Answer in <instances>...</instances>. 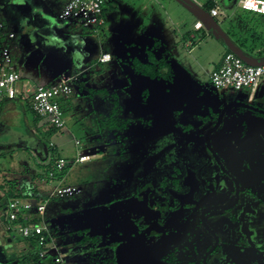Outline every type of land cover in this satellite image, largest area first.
Wrapping results in <instances>:
<instances>
[{"label": "flooded vegetation", "instance_id": "1", "mask_svg": "<svg viewBox=\"0 0 264 264\" xmlns=\"http://www.w3.org/2000/svg\"><path fill=\"white\" fill-rule=\"evenodd\" d=\"M166 71L154 79L160 94L143 87L134 112L119 111L134 126L129 135L126 125L95 138L112 149L100 160L129 148L138 161L132 187L114 199L119 219L106 239L92 245L98 236L88 237L89 250L100 243L94 251L109 264L264 259V247L249 256L255 218L264 217V83L252 97L226 94L212 84L180 85Z\"/></svg>", "mask_w": 264, "mask_h": 264}, {"label": "rangeland", "instance_id": "2", "mask_svg": "<svg viewBox=\"0 0 264 264\" xmlns=\"http://www.w3.org/2000/svg\"><path fill=\"white\" fill-rule=\"evenodd\" d=\"M238 1L233 0L234 7L238 5ZM27 2L23 5L15 0H0V22L3 23L7 32L13 31L17 36L12 44L21 46L24 51L30 54L24 59L28 62L24 60L19 62L22 75L33 76L39 84L54 81L62 72L55 68L52 74H48L49 69L46 67V61L39 63L40 60H43L42 53L51 50L50 48L57 53L63 52L61 49L64 44L68 46L67 43L70 42V47H72L73 38L80 45L81 38L89 37L91 39V41L85 40V42L90 50L94 49L89 53L95 62L101 53H110L113 59L107 64L98 65L100 73L105 77V82L101 85L102 88L99 87L100 82L93 81L90 84L83 82L84 84L75 85V92H81L83 95L77 96V99L71 100L70 103L79 107L83 114L79 119L66 116V128L51 137L50 142L59 147L60 156L67 162L69 168L64 175L65 182L63 184L79 188L80 194L70 198L48 201L47 211L44 214L47 226L50 227L52 224L53 235L60 232L65 235L60 240L64 248L63 251L69 253L66 258L67 262L73 264H109L103 257L102 251L100 253L94 251L96 247L101 248L100 243L96 244L92 251L89 248L94 245L93 242H91L92 245L90 242H86L85 245H82L83 243L78 245V243L82 242L80 239L83 237L97 235L100 238L103 235V238H107L106 231L109 230L112 222L114 223L115 220L119 219L117 218L118 215L114 213L116 209L114 199L121 197L122 190L132 187L131 180L137 171L138 157L129 148L114 159L99 160L101 157H99V153H108L112 149L109 146L99 145V142L95 140L98 135L107 132V130L101 132L100 129L101 122L111 119V115L114 113V105L110 102L111 99H115L116 96L120 110L131 114L136 109L139 89L149 87L145 80L142 82L141 76H137L132 71L131 60L135 58L140 60L141 55L146 56V50H153L158 58L165 56L168 61H172V65L177 70V82L180 85L195 82L206 85L212 84L209 75L222 66L227 52L236 53L228 47L204 15H199L197 10H191L193 14L189 15L188 10H184L178 0H104L105 23L99 28V34L91 33L88 35H84L82 29L76 28L75 25L69 27L68 24L59 20V12L50 13L55 21L48 23L46 27L39 19L42 18V9L45 8L43 2L39 0ZM237 10L238 15L244 13L239 6ZM193 15H197V19L200 18L203 22V29L200 32L194 30V24L197 20ZM255 25L259 29H263L264 22L259 21V24L255 23ZM223 28L225 29L224 25ZM48 32L53 36L48 38L46 36ZM193 34L196 35L195 43L190 49H187L185 43L194 42ZM63 35L67 36L64 37ZM168 35H173L172 39H168ZM183 37L186 39L184 40ZM228 37L250 61H259L264 58V54L263 56L256 55L247 47L240 46L231 35ZM162 40L166 45L162 44ZM262 40L264 42V38ZM158 41L162 45L161 48L155 47ZM259 46H264V44L256 45V47ZM131 49H134L137 54H133ZM64 50L68 54L67 56H72L68 48L64 47ZM94 55L95 58H93ZM170 56L172 57L170 58ZM90 63L92 64V62ZM96 64L98 63L96 62ZM262 83H264V76L261 80ZM97 88L107 89L106 97L91 96L90 89ZM229 92L235 91L230 89L226 94ZM14 104L17 109L16 115H12L10 111L6 110L9 107L7 105L0 114V170L3 173L13 172L14 175L8 176L9 181H16L20 186H27L32 193H45L47 195L53 191L57 183L54 181V183H49L51 178L48 175L40 181L35 180L31 175L45 173V167L38 165V163L46 164L44 159L49 153L48 144L39 138L42 149H38L35 147L36 143L28 142L27 135L31 134V127L29 131L25 129L31 125L32 115L26 111L24 99H18L14 101ZM127 116L128 114L123 112V117L126 118ZM120 121L122 124L124 123L121 118L118 122ZM126 125H131L125 133L129 135L134 126L129 122ZM113 135L110 133L108 138L115 140L116 137ZM77 140L81 142L79 146H76ZM81 156L86 157L85 160L87 161H79ZM47 162H49L48 159ZM20 174H24L25 177ZM22 183L24 184L22 185ZM34 197L38 198L39 196ZM59 217L61 222L66 221L62 228L53 222ZM252 228L254 230L255 251L253 249L249 256H256L259 251L257 249L264 247V217L255 218ZM16 233L14 243L25 245L29 254L34 255L39 249L33 240L35 238ZM48 252L49 254L45 257L54 256L50 249ZM43 261L37 263L43 264ZM253 264H264V259Z\"/></svg>", "mask_w": 264, "mask_h": 264}, {"label": "built area", "instance_id": "3", "mask_svg": "<svg viewBox=\"0 0 264 264\" xmlns=\"http://www.w3.org/2000/svg\"><path fill=\"white\" fill-rule=\"evenodd\" d=\"M64 7L59 14V20L73 22L79 27L99 34V28L105 23L104 18V0H63ZM240 6L243 10L264 15V0H241ZM211 16L219 15V9L214 8L210 11ZM197 29L202 28V24L196 25ZM15 34L7 32L2 22H0V94H4L9 100L23 99L26 94L31 99L32 109L35 114L42 118L49 119V126L63 129L67 124L68 101L76 94L75 85L82 80L85 75L93 74L89 70L80 72L76 75L62 74L56 81L50 85H41L35 87L32 91H25L22 87V77L19 74L11 46L9 42L15 38ZM108 57V59H105ZM112 59L111 55L104 54L100 58L101 63H108ZM264 76V65H250L240 56L230 52L223 59L222 66L210 74V80L213 87L222 93L232 89L237 93H248L251 97L257 91L262 77ZM29 93V94H28ZM80 141H76V146ZM54 147V144H50ZM86 157H80L79 161H86ZM67 167V162L63 159H57L55 170L49 173L50 181L57 178ZM61 182L50 192L41 202H32L24 199H14L7 205V218L10 224L19 225L22 219L24 223L31 224L32 217H40V223H32L28 227H22L21 232L25 237L38 236L41 244H46L47 233L49 232L44 221V214L47 208V202L54 199H64L74 197L80 194V189L75 186L63 184ZM18 222V223H17ZM21 222V223H22ZM55 258V264H71L67 262L63 253H60L56 247H51ZM48 250L42 252L41 257L48 254Z\"/></svg>", "mask_w": 264, "mask_h": 264}, {"label": "crops", "instance_id": "4", "mask_svg": "<svg viewBox=\"0 0 264 264\" xmlns=\"http://www.w3.org/2000/svg\"><path fill=\"white\" fill-rule=\"evenodd\" d=\"M15 1L18 2V3H22L24 5V4H27L28 3L27 1H29V0H18V1L15 0ZM39 1L43 2V5L45 6V8L42 9V18H39V19H40V22L47 27L48 23H51L52 21H55L54 18H53V15H51L50 13L51 12L52 13L59 12V14H60L62 12V10H63L64 2H63V0H39ZM194 1L204 11H206L210 16H211L210 11L212 9H214V8H218L219 9V15L216 16V17H213V16H211V17L214 18L218 22V24L221 26V28L225 32V34L228 32L229 34H227V35H231V37H233L234 40H236V42L240 44V46H245V47L248 48L249 51H252L254 54L263 56V54H264V50H263L264 46H259L260 47L259 48V47H256V45H261L262 43L264 44V42H262L263 41L262 39L264 38V27H263V29H259L255 25V23L259 24V21H263L264 22V15L243 10L241 8V6H240L241 0L238 1V5L236 7L233 6V0H224V1L223 0H194ZM178 2L180 4V6L184 10H188L187 12H188L189 15L193 14L192 13L193 11H191V10H197L196 8L184 3L181 0H178ZM238 6L244 12L241 15H238L239 14V12L237 10ZM197 12H198L199 15H201V16L203 15L200 11L197 10ZM105 14H106V9H105V12H104V17H105ZM193 16L197 20L196 23L194 24V30H195V32H200L203 29V24H202L203 22H202V20L200 18L197 19V15H193ZM65 23L68 24L67 26H69V27H73V25H75L76 28L82 29L81 31L83 32L84 35H88V34L93 33V32H89L87 30H84L83 28L79 27L78 25H76L73 22H65ZM198 23L202 24V28L201 29H197L196 28V25ZM223 25H224L226 30L223 28ZM11 32L14 33L13 31H11ZM46 36L48 38H50L53 35L48 32V34H46ZM66 36L67 35H65L64 37H66ZM166 36H167V34H166ZM193 36L194 37L192 39H193L194 42H191V41L190 42H186L185 43V48L190 49L191 46L194 45V43H195L194 38H196V35L193 34ZM55 37L57 38V36H55ZM172 37H173V35H168V39H172ZM16 38H17V36H15L14 39H16ZM84 38H81V41H82L81 45L82 46L79 43L77 44V41H76L75 38H73V40L71 42L72 47H70V42L67 43L68 46H65V44L63 45V48L61 50L64 52L65 51L64 47L68 48V51L70 50L72 56L71 55L67 56L68 54L65 53V52H64L65 54L63 52L57 53V51H54V50H52V48H50L51 50H48L47 52H43L42 53L41 57H42L43 60H40L39 63L41 64L42 61H44V60L46 61V63H47L46 67L49 69L48 74H52V72H53V70L55 68H57L58 71L62 72L61 75L62 74H70V75L74 74V75H76V74H79L80 72H85V71L91 70V71L94 72L93 74H89V75H85L84 74V76L82 77V80L78 81L76 84L80 85L83 82H86V84H88V83L90 84V82L93 81V82H100L99 83V85H100L99 87H101V85H103V82H105V77H104V75H102V73H100L98 65L99 64L100 65L101 64L102 65L107 64V63H101L100 62V58L102 57V55H104V54H109L110 55V53H101L99 56H97V61L96 62L98 64L95 65L96 62H95V60H92V57H91V55L89 53L90 51H93L94 49L90 50L89 47H87L86 42H85V40L86 41H91V39L89 37H86L85 39ZM183 39L185 40L186 38L183 37ZM13 40H11L9 42V44H10L11 49H12V53H13V57H14L16 68H17L19 74L22 77V87H23V89L25 91H27V92H28V90L32 91L35 87L41 86V85H43V86L50 85V84L54 83L56 81V79H58L61 76V75L58 76L54 81L51 80L47 84H39L38 82H36V79L33 78V76L27 77V76L22 75L21 71H20V68H19V62L21 60H24L26 58V56H28L29 53L24 51V48L22 49L21 46L15 45V44L13 45L12 44ZM57 43H59V42L57 41ZM163 43L164 42L162 40V44ZM157 46L160 47V48L162 47V45H161V43L159 41L157 42L155 47H157ZM69 47H70V49H69ZM71 48L73 49V52H72ZM148 51L149 50H146V56L142 55L143 56V61H147L146 64L148 63V55H147ZM227 53H230V51L227 52ZM134 54H135V52H134ZM136 54H137V52H136ZM167 55H168V52H167ZM88 57H89V59H88ZM95 57L96 56L94 55L93 58H95ZM171 57L172 56H170V58ZM160 58L161 59H158L159 61L166 62L168 65H170L171 72L170 71L168 72V69H166L167 70L166 73L169 76L173 77L174 80L177 81V70L172 65V61H168L165 56H162ZM263 60H264V58L260 59L259 61H263ZM24 61H27V60H24ZM132 61L133 60H131L130 65H132ZM90 62H92V64ZM38 67H39V65H38ZM131 69L133 71L132 66H131ZM60 72H58V73H60ZM41 76H42V74H41ZM137 76H140V75H137ZM141 77L143 79L142 82H144V80L149 79V78H146V77H143V76H141ZM127 86H128V83H127ZM88 87H90V86L88 85ZM94 90H100V88H97V89H94ZM82 95H83V93L76 92V94L68 101L67 117H71L73 119H75V118L79 119L80 116L83 114V112L79 110V107L73 106L70 103V102H72L71 100H76L77 96H82ZM5 97L6 96L4 94H0V114L4 111L5 105H7L9 107L6 108V110L10 111V114L16 115L17 109H16V106L14 104V101H16V100L6 101ZM23 99L26 101V111H28L29 98H28L27 94H26V96ZM2 117H4V116H2ZM32 119H33V117H32ZM30 124L32 126L28 125V127H26V129H25V130L29 131V129L31 127V132H30L31 134H29V135L26 134L27 135V140H28V142L31 141V143L32 142L36 143V145H35L36 148L38 147V149H42V143L39 140L40 133L38 132V128H37L39 125H35L33 120L30 121ZM47 128H48V125L44 126L43 130H45ZM65 128H63V129H65ZM61 131H62V129H60V132ZM24 133H26V132H24ZM77 141H79V140H77ZM51 143L52 142H50V144ZM54 148H57L59 150V147L56 144H54ZM46 152H48L47 149H46ZM0 155H1V152H0ZM81 157H84V156H81ZM47 159L50 160L48 154H47V156L44 159V162L46 161V164L45 163L44 164H39L38 163V165H41V166L45 167L49 163V162H47ZM86 161H83V162H86ZM12 174H13V172H11V171L7 172V173L6 172L3 173L2 170H0V264H39V263H32L31 262V260L29 259V255H30L29 251H28V249H27V247L25 245H17V244L14 243V237H15V234H17L16 232H18L20 234L21 233L20 230H21L22 227H27V225L30 226L32 223L35 224V222H32L31 224H27V223L22 222L19 225L12 226V224H10V222L8 221V218H7V205H8V203L10 201H8L6 199L5 193L9 190V185L7 184V181H9V177L8 176H12ZM20 175H22V177H25L24 174H20ZM34 175H36V174H34ZM34 175H31V177L33 178ZM28 177H30V176H28ZM1 178H2V180H1ZM60 179H63L62 183L65 182L64 176H63V178L62 177L61 178L60 177L55 178L54 180H52V182H50V180H49V183H54L55 182L58 185L61 182ZM23 184L24 183H22V185ZM17 187L19 189H21L23 186H20V184H18ZM25 189H26L25 192L30 197V198H27L25 200H29V201L36 202V203L44 201L46 196L48 194H50V193H47V192H46L47 195L45 193H38V194L37 193H32L31 189L28 188L27 186H25ZM36 195L39 196V197L38 198L34 197ZM46 211H47V208H46ZM33 216L35 218H38V219L40 218V217H36L35 213H34ZM60 219H61L60 217L56 218L53 222L56 223L60 228H62L63 227V223L66 222V221L61 222ZM40 221H41V218H40L39 221L36 222V224L40 223ZM44 221H45V218H44ZM45 223H46V221H45ZM46 225H47V223H46ZM51 225L52 224H50V227L47 226L49 232L46 235L47 236V244L45 246L46 250L51 249V247H56V249H58V251L60 253H63L65 255L64 259L66 260V258L69 256V253L63 251L64 248H63V246L61 244V240H60L65 235H64L63 232L56 233V234L54 233V235H53L52 230H51L52 229ZM50 231H51V234H50ZM81 240L82 239H80V241ZM79 244H82V242H79L78 245ZM82 245H84V244H82ZM41 260L42 261L44 260L43 264H50L47 261H45V258L44 259H40V261ZM53 264H55V260H54ZM71 264H73V263H71Z\"/></svg>", "mask_w": 264, "mask_h": 264}, {"label": "trees", "instance_id": "5", "mask_svg": "<svg viewBox=\"0 0 264 264\" xmlns=\"http://www.w3.org/2000/svg\"><path fill=\"white\" fill-rule=\"evenodd\" d=\"M147 55H148V63L147 64L142 63L138 58L133 59L131 66H132L133 72L135 74L154 80L159 75V73L157 72V70L159 71V69L161 71H165L166 69H168V72L169 71L171 72L170 65H168L166 62L159 61L156 58V56L153 54V50L152 51L149 50L147 52ZM165 75L168 76L166 72H165ZM107 94H108L107 89H100V90L90 89V95L91 96L101 95L102 97H106ZM114 98L115 99H111V101L109 100L114 105V110H113L114 113L111 115V119H109V120L106 119L104 122L103 121L101 122L102 126H103V127L101 126V129H100L101 132L106 131V130H107V132L108 131L110 132L113 130H125L126 129L125 123L122 124L121 121L118 122V120H120V117H119L120 106H119V101H118L117 97L115 96ZM5 99H6V101H10L6 97H5ZM28 112H30V114L32 115L34 124L39 125L37 128H38V132L40 133V138L43 141H46L48 144V150H49L48 155H49L50 160H49V163L45 166V168H46L45 173L34 175L35 180L40 181V180L45 179L47 175L49 176V173L51 171L55 170L56 160L62 159L60 156L59 150L57 148L50 146L51 137L53 135L59 133L60 129L49 126L50 125L49 119L39 117L35 114V112L32 109L31 99H29V103H28ZM46 125H48V128L43 130L44 126H46ZM68 169L69 168L67 165V167L64 169V171L61 174H58L57 177H60V178L63 177ZM7 184L9 185V190L5 193V196H6V199L8 201H12L14 199H24L25 200L27 198H30L29 195L25 192L26 189H25L24 185L21 189H19L17 187L18 183L16 181H7ZM39 220H40V218L38 219V218H35L34 216L32 217L33 222H37ZM22 221L23 220L20 219L18 222L21 223ZM80 234H82V233H80ZM32 237L35 238L33 240L37 244V246H39V249L34 255L30 254L29 259L31 260L32 263H37L40 261V259L43 258V257H41L40 254L44 251H47L46 247H45L47 243L41 244L40 238L38 236H32ZM100 241H101V238H99V237H95L92 240V242H94V243H98ZM86 242L89 243L88 237H83L82 243L85 245ZM55 258H56L55 256L50 255V256L45 257V261H47L50 264H53Z\"/></svg>", "mask_w": 264, "mask_h": 264}, {"label": "water", "instance_id": "6", "mask_svg": "<svg viewBox=\"0 0 264 264\" xmlns=\"http://www.w3.org/2000/svg\"><path fill=\"white\" fill-rule=\"evenodd\" d=\"M184 3L196 8L197 10H199L212 24L213 28L217 31V33L220 35V37L227 43L228 47L234 51L238 56H240L241 58H243L245 60V62H247L250 65H264V60L263 61H250L247 57H245L243 54V51L241 49H239L238 47L235 46V44L232 42V40L228 37L227 34H225V32L222 30L221 26L218 24V22L212 18L206 11H204L194 0H181ZM131 52L134 54H136V51L134 49H131ZM141 59L140 61L142 63H146L147 61H143V56H140ZM145 82L147 83V85L149 86V88H152L154 91H156L158 94L161 93L159 87L157 86L156 80L153 79H147L145 80ZM20 235H23V233L21 232ZM130 251L134 252L135 251V247L131 246L130 247ZM256 261V260H255ZM238 264H252V262L248 261H239Z\"/></svg>", "mask_w": 264, "mask_h": 264}, {"label": "clouds", "instance_id": "7", "mask_svg": "<svg viewBox=\"0 0 264 264\" xmlns=\"http://www.w3.org/2000/svg\"><path fill=\"white\" fill-rule=\"evenodd\" d=\"M105 59H108V57H105Z\"/></svg>", "mask_w": 264, "mask_h": 264}]
</instances>
